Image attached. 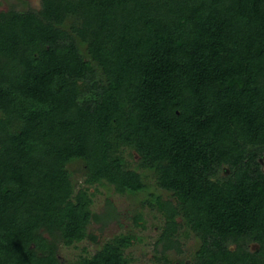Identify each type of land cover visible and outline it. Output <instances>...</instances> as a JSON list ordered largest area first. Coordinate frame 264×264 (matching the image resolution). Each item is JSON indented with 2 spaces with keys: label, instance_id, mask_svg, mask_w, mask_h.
Masks as SVG:
<instances>
[{
  "label": "trees",
  "instance_id": "16d2710c",
  "mask_svg": "<svg viewBox=\"0 0 264 264\" xmlns=\"http://www.w3.org/2000/svg\"><path fill=\"white\" fill-rule=\"evenodd\" d=\"M262 157L264 0L0 11V264H67L59 245L95 242V185L148 191L161 264L188 232L189 264H264ZM138 239L117 234L75 264H129Z\"/></svg>",
  "mask_w": 264,
  "mask_h": 264
},
{
  "label": "rangeland",
  "instance_id": "374dc122",
  "mask_svg": "<svg viewBox=\"0 0 264 264\" xmlns=\"http://www.w3.org/2000/svg\"><path fill=\"white\" fill-rule=\"evenodd\" d=\"M39 7L40 0H0V11L11 8L16 10L39 9ZM262 162L264 167V158ZM80 167V162L68 165L77 186L82 184L84 178ZM147 184H154L152 176L147 179ZM149 190L156 191V188L151 185ZM90 191H96L91 208L103 217L100 221L92 220L87 227L88 234H93L96 237V243L89 238H85L74 245L64 246L61 244L58 248L60 259L67 264H75L81 256L92 255L105 241L115 235L131 233L137 235L139 239L132 246L125 249V254L130 258L129 264H160L157 258H159L161 244L159 243L157 250H155L154 242L162 230L163 217L157 211L150 210L147 206H141L140 202L147 196L148 191L145 190L131 195L119 194L114 191L113 186L106 185L91 186ZM157 191L163 193L162 190ZM164 198H166V194H164ZM109 208H111L110 211H112L113 216L111 219L105 220V214H107ZM138 212H142L144 215L140 226L136 225L133 220V216ZM182 230L180 229V231ZM180 241L181 252L177 253L174 249H171L168 256H166L169 258V264H178L181 260L190 263V257L195 251L198 241L191 232H188L186 237H181Z\"/></svg>",
  "mask_w": 264,
  "mask_h": 264
},
{
  "label": "flooded vegetation",
  "instance_id": "af4514ba",
  "mask_svg": "<svg viewBox=\"0 0 264 264\" xmlns=\"http://www.w3.org/2000/svg\"><path fill=\"white\" fill-rule=\"evenodd\" d=\"M264 157H262L261 159H260V162L262 163V166H263V162H262V159H263ZM263 169H264V167H263ZM136 237H137V235H136ZM136 242H137V240H136ZM135 243V242H134ZM180 243H181V241H180ZM161 249H162V246H161ZM171 251V249H168V250H166L165 251V256H168V252H170ZM161 254L159 253V258H161ZM169 259V258H168ZM188 262V261H187ZM160 264H161V262H159Z\"/></svg>",
  "mask_w": 264,
  "mask_h": 264
}]
</instances>
